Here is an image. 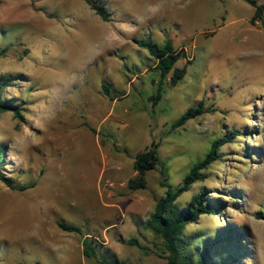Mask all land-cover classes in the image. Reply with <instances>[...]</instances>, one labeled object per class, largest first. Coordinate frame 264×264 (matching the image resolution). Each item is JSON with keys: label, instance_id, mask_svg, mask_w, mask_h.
<instances>
[{"label": "rangeland", "instance_id": "rangeland-1", "mask_svg": "<svg viewBox=\"0 0 264 264\" xmlns=\"http://www.w3.org/2000/svg\"><path fill=\"white\" fill-rule=\"evenodd\" d=\"M94 1L110 21L84 0H0V101L19 112L0 109V172L16 188L0 180V264H167L145 225L233 130L225 157L176 204L204 192L217 212L185 236L219 261L264 264V19L253 23L243 0ZM148 38L184 54L186 76L158 102L160 75L139 46ZM153 142L164 165L140 175L134 158ZM131 179L147 188L131 190ZM86 237L97 258L84 255Z\"/></svg>", "mask_w": 264, "mask_h": 264}, {"label": "trees", "instance_id": "trees-1", "mask_svg": "<svg viewBox=\"0 0 264 264\" xmlns=\"http://www.w3.org/2000/svg\"><path fill=\"white\" fill-rule=\"evenodd\" d=\"M95 13L103 20L110 21L109 14L105 11V8L96 4L94 0H84ZM251 7L255 9L253 23L258 20L264 19V4L258 3L256 0H243ZM139 46L146 49L150 56L155 61V70L160 75V80L157 85V93L153 99L158 102L163 97L164 86L167 81L169 84L176 86L186 76V68H178L176 64L182 59L183 52H177L171 42L167 41L163 45H156L150 38L139 42ZM5 50L0 48V56L4 54ZM2 84H0V96L2 93ZM104 93L108 96L111 94V89L107 85H103ZM1 110H9L16 115L19 112L15 108L6 106L0 101ZM203 105H199L198 108H190L184 113L180 119L174 125V128L184 126L188 121L195 119L203 114ZM237 131L233 130L231 136L228 138L216 139L204 159L195 164L182 180L180 185L175 191H168L166 195L157 203L154 212L150 215L145 227L158 235L164 242L166 251L167 264H230V258H226L223 261L215 259L208 245L202 244L201 247L194 244L190 238L185 236V229L187 226L194 224L197 220L206 214L211 212L216 213L217 208L213 209L206 201V194L201 192L193 196L191 202L184 206L179 207L176 204L177 199L184 193L188 192L193 184L198 181H202L203 171L207 170L212 163L225 157L220 152V147L224 144L232 143L235 137L240 136ZM159 144L152 143V145L143 152L138 153L134 158V170L140 175H145L147 172L155 171L159 166L164 165L159 153ZM4 152L0 149V167L4 162ZM0 180L4 182L9 188L16 189L10 179L6 178L4 174L0 172ZM128 187L131 190H144L147 188V183L144 179L135 181L129 180ZM28 186H24L21 189L26 190ZM259 219L263 217L262 213L258 215ZM60 228L68 233L82 234V230L75 226H67L65 224H59ZM96 240L86 237L84 239V255L87 258H97ZM130 246H139L136 239H130L126 242ZM102 264H126L119 260H115L113 263L107 260H103Z\"/></svg>", "mask_w": 264, "mask_h": 264}]
</instances>
